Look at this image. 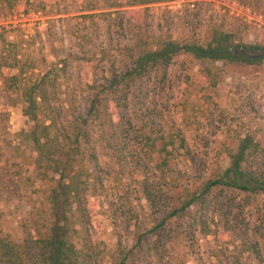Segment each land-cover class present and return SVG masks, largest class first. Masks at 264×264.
Instances as JSON below:
<instances>
[{
  "label": "trees",
  "instance_id": "obj_1",
  "mask_svg": "<svg viewBox=\"0 0 264 264\" xmlns=\"http://www.w3.org/2000/svg\"><path fill=\"white\" fill-rule=\"evenodd\" d=\"M18 1L0 0V16ZM84 1L79 17L96 19L105 39L87 59L55 57L35 76L22 45L0 40V195L19 196L26 181L46 186L35 217L21 224V240L0 237V264H102L93 210L107 186L124 178L135 180L147 211L140 203L124 206L120 216L134 242L118 245L116 264H170L171 225L191 209L188 238L232 237L239 242L232 264H264V210L257 209L264 137L234 138L224 150L226 164L211 171L210 143H191L179 129L169 136L155 107L171 89L179 59L203 64L199 81L215 87L218 64L263 65L264 42L244 43L217 29L205 41L164 36L141 23L142 11L164 0ZM72 60L89 64L85 79L73 78ZM19 104L32 123L17 139L28 154L10 164L4 144L10 110Z\"/></svg>",
  "mask_w": 264,
  "mask_h": 264
},
{
  "label": "rangeland",
  "instance_id": "obj_2",
  "mask_svg": "<svg viewBox=\"0 0 264 264\" xmlns=\"http://www.w3.org/2000/svg\"><path fill=\"white\" fill-rule=\"evenodd\" d=\"M39 1L19 0L10 12L4 11L0 16V40L3 37L22 45L21 57L32 65L35 76L44 72L55 57L72 55L87 59L88 53L105 42L103 29L96 27V19L92 23L79 17L88 2ZM164 1L141 13L144 17L141 23L164 36L205 41L211 31L217 29L231 33L244 43L264 42V0ZM88 67L86 60H72L73 78L85 79ZM204 67L191 59H179L171 71V89L158 99L155 107L161 111L158 123L169 136L179 129L186 132L191 143H199V140L210 143L207 161L214 171L226 164L224 150L234 138L264 137V64L260 67L218 64L213 68L217 75L215 87L210 86L209 80L199 81ZM21 108V104L16 105L9 114L4 146L10 164L18 163L28 154L17 140L19 133L32 125L23 117ZM9 169L18 170L15 166ZM166 186L170 188V183ZM45 191V184L26 181L19 196L11 192L0 195V237L6 236L15 242L21 240V224L35 217ZM138 203L146 212L137 183L127 178L117 185L110 183L96 202L92 215L93 240L103 251L102 264H116L119 244L124 248L132 246V229L120 215L124 206L138 208ZM257 209L264 210V196L258 199ZM192 214L193 209L171 225L175 233L167 245L170 264H232L234 257H238L239 242L228 236L204 237L198 232L192 239L188 238L186 228Z\"/></svg>",
  "mask_w": 264,
  "mask_h": 264
}]
</instances>
